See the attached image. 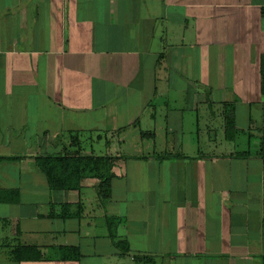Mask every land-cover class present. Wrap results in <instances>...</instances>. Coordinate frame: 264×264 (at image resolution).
<instances>
[{
    "label": "crops",
    "instance_id": "obj_1",
    "mask_svg": "<svg viewBox=\"0 0 264 264\" xmlns=\"http://www.w3.org/2000/svg\"><path fill=\"white\" fill-rule=\"evenodd\" d=\"M263 8L0 0V264H130L135 253L156 264H264ZM225 103L236 105L233 140ZM71 131L153 148L116 152L127 159L102 203L96 179L52 191L35 163L71 145ZM79 200L81 219L48 217ZM17 244L51 258L16 261ZM65 246L80 260L60 259Z\"/></svg>",
    "mask_w": 264,
    "mask_h": 264
},
{
    "label": "trees",
    "instance_id": "obj_2",
    "mask_svg": "<svg viewBox=\"0 0 264 264\" xmlns=\"http://www.w3.org/2000/svg\"><path fill=\"white\" fill-rule=\"evenodd\" d=\"M264 14V8H263ZM262 92L264 93V55L261 57ZM225 130L227 140H233L237 134L236 129V105L225 103L224 108ZM124 129H120L121 132ZM69 142L71 145L64 146L60 151L48 152L41 156H35L37 167L46 177L52 191L75 192L80 191L86 179H96L95 190L99 200L104 203L112 197L113 179L115 177L114 167L121 159H127L120 154H98L92 152L83 154L85 146L81 132H69ZM100 136V135H99ZM144 136H147L144 134ZM101 138V136L99 137ZM85 206L79 200L75 203H62L49 213L48 217H58L62 219L77 218L84 216ZM116 217L107 216L108 226L111 236L116 241L120 249V256H129L131 247L127 239H118L114 230ZM62 260H80L81 253L78 247H62ZM10 256L16 261L22 260H42L49 259L41 247L37 245L17 244L10 250ZM130 264H156L155 259L146 253H135Z\"/></svg>",
    "mask_w": 264,
    "mask_h": 264
},
{
    "label": "rangeland",
    "instance_id": "obj_3",
    "mask_svg": "<svg viewBox=\"0 0 264 264\" xmlns=\"http://www.w3.org/2000/svg\"><path fill=\"white\" fill-rule=\"evenodd\" d=\"M107 138H110L107 136ZM106 136L102 137V140H99L97 135H86L82 138V140L85 143V147L88 148L90 151H94L98 154H103L108 152L109 154H116V152H122V154H129L130 152H135L138 150H142L144 153H147L150 148H153V146H147V145H141L137 144L138 148H134V142L132 141L133 138L131 136H125V141H122L123 143L118 144L117 138H114V142L110 145L112 141L111 139L107 140ZM147 139V138H146ZM119 140V139H118ZM108 143V144H107Z\"/></svg>",
    "mask_w": 264,
    "mask_h": 264
}]
</instances>
